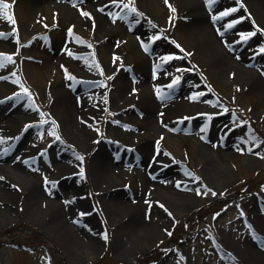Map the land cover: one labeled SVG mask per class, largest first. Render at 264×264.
Returning <instances> with one entry per match:
<instances>
[{
  "label": "rangeland",
  "instance_id": "374dc122",
  "mask_svg": "<svg viewBox=\"0 0 264 264\" xmlns=\"http://www.w3.org/2000/svg\"><path fill=\"white\" fill-rule=\"evenodd\" d=\"M184 1L0 0L15 21L0 16V54L11 57L0 67V120L9 136L0 153L29 164L24 176L7 171L0 181L14 193L0 200V264H239L232 245L259 240L252 221L264 220V89L256 74L231 68L209 31L195 29ZM246 2L224 0L205 12L210 20L238 9L222 19L239 20L234 39L256 33L240 47L251 56L264 48V13ZM144 55L157 60L152 76L164 73L162 92H152L164 101L161 111L149 109ZM255 58L245 66L264 76V52ZM92 85L98 96L89 111L66 109L65 98ZM18 106L31 115L19 116ZM71 130L86 145L70 141ZM150 147L153 168L139 159ZM140 167L149 181L143 195ZM30 181L45 198L28 200ZM54 204H73L65 228L75 245L53 219ZM129 206L143 217L137 230L128 225L138 222H129Z\"/></svg>",
  "mask_w": 264,
  "mask_h": 264
},
{
  "label": "bare ground",
  "instance_id": "6f19581e",
  "mask_svg": "<svg viewBox=\"0 0 264 264\" xmlns=\"http://www.w3.org/2000/svg\"><path fill=\"white\" fill-rule=\"evenodd\" d=\"M224 0H212L211 3H208L207 0H191V1H184L185 3H189L187 4V9L189 11H191V18L193 19V21H195V29H204L207 31H209L208 37H210V42L212 43L213 46H217L221 52H223L226 57V59L233 65L230 64L231 68L233 69H237V71H239L238 73H244L246 75H250L253 76V73L256 74L257 76L255 78H259L258 79V84L260 86V88L264 89V76H261L260 73L257 71L256 68H246L247 66H245V63H247V65L251 64L252 61L248 58V56H246L242 51H240V46L238 44H233V40L234 38L230 37V32L232 30L230 29H226V25H224V21H222L221 18L219 19H211L208 20V14L205 12L206 7L208 8H213L216 7L218 5H220L221 2H223ZM247 1L246 3H248V5L252 6L253 9L255 7V5H257V9H259L258 6H260L262 8V11L264 13V0H245ZM59 3V2H57ZM62 5V3H59ZM111 6H105L103 8V11H105V13H100V17L102 20H107V18L110 16V9ZM217 17V16H216ZM264 20V18H263ZM223 22V24H222ZM202 27V28H201ZM235 53L238 58L233 59V57H235L232 53ZM146 57V64L148 66L147 69H145L144 71V79L148 82V88H147V99L149 100V109H152L153 107H155V111H161L162 108V103L164 101H161L160 99L157 100L155 99V97H153V93L155 90L157 91H161L162 92V87L160 84V80L161 78L164 76L163 71L158 68V70L154 73V76H152L149 73V66H151V63H155L157 64V60L156 59H150L148 55H144ZM256 60V59H255ZM258 60V59H257ZM229 66V67H230ZM84 71V70H83ZM90 73V72H88ZM87 72H85L86 74V79L88 80L90 77V75ZM62 90V89H61ZM149 90V91H148ZM62 92V91H60ZM97 93H98V88L95 85H92L89 87V89L82 91L81 93H79L75 98H65V102L64 104L66 105V109L68 108H73L76 112L77 111H89V106L92 105V102L95 98H97ZM61 96V95H60ZM165 96V95H164ZM163 97V96H160ZM59 98V97H58ZM57 98V104H60ZM92 100V101H91ZM69 102V103H68ZM165 107H167V105H165ZM163 111H165V108L163 107ZM17 112L20 114H18L19 116L27 114V115H31V110L27 107V106H18L17 108ZM32 118V117H31ZM32 120V119H30ZM0 120V147L1 145H3V141H5L9 136H7L3 129H2V124H1ZM165 134L167 135L168 138H172V134L165 132ZM211 134H214V132H211ZM68 136H70L71 138H73V141L75 144H78L79 146H84L86 145V143L88 142L87 139H84V137H79L77 134L74 133L73 130L70 131V133L68 134ZM21 137V136H20ZM215 137V136H214ZM214 137H212L210 135V140H213ZM18 139L16 140L15 144H13V147L20 144V142H17ZM22 142V141H21ZM154 150H152V148H147L142 156L139 158L140 161H142V164H147L148 167L153 168L154 167V161L155 159L153 157H151L153 155ZM58 154L53 153L55 156H59L61 155V151L57 152ZM21 155V154H20ZM61 156H59L60 158ZM101 157H107V153L104 151H102L99 156L98 159ZM3 159H5V161H2ZM54 159V158H53ZM24 159H19V157H14L12 151L7 150V152L5 153V155H2V153H0V177H3V173H6L7 171H12L13 173H18L19 175L24 176V173L27 171V168L29 167V164L27 163V166L24 165L25 163L23 162ZM63 162L61 163V167L64 168L65 167H70V163H67L65 160H62ZM54 163V162H53ZM60 162H58L57 164H59ZM23 164V165H22ZM59 170H61L60 168H58ZM62 173V172H61ZM139 173H141V188H140V194L143 195L146 191H147V185L149 184V181L145 178V175L143 174V169L142 167H140L139 169ZM4 178V177H3ZM156 179V178H155ZM4 181V179H2ZM0 179V181H2ZM161 182V180H156V183ZM5 183V182H4ZM28 185V184H27ZM29 187V191H30V195L31 197L28 198V200L30 202H34L33 198H45V194L43 191V187L41 184L37 183L36 181H30L29 182V186H26V188ZM163 191V190H162ZM167 191V190H166ZM9 192L5 191V190H1L0 189V200H7L10 198H14V193L11 192L10 194H8ZM178 193V192H177ZM168 194V193H167ZM176 194V193H175ZM172 195V194H169ZM173 196V195H172ZM70 201L72 202V198L70 199ZM26 205H28L27 203H25ZM53 209L55 211H58L57 213H54L53 215V219L55 217H58V224L60 223V228L62 230H64L63 228H65L66 223H68L69 220L74 219L73 216L74 213L73 211V204L70 205V207L68 209H66L67 207H64V204L61 205L62 210L59 209V207L54 204L53 205ZM64 209H63V207ZM130 209H132L131 206H129ZM59 209V210H58ZM62 212L64 213L62 215ZM133 212V213H132ZM132 212L130 211V215L128 216V220L130 222L133 221V219L137 218L138 222L135 219V223H128V225H130L132 227L133 230H137V228H140V221L143 219V217L141 218V215L139 213V209L137 208H133ZM143 222V220L141 221ZM255 225V228H257V230H259L260 232H258L259 236V240L258 241H246V237H244V239L242 241H245V245H247L244 248V245H242V248H239L237 244H233L232 245V249L234 252H236L238 254V250L240 251V253L242 255L238 256L240 257L237 258V263L239 264H264V250L262 249L264 247V220H254L252 221ZM140 224V225H139ZM85 228L90 229L91 227L88 226V224L85 222L84 224ZM65 232L70 235L68 236L69 242L73 245H75L74 241H71L72 238V233H69V229L65 228ZM71 232V231H70ZM79 237V236H78ZM71 239V240H70ZM86 240V239H85ZM90 242L87 243L90 246H94L95 244H97V240L96 238L89 240ZM251 243V245L249 244ZM259 243V244H257ZM249 246V248H248Z\"/></svg>",
  "mask_w": 264,
  "mask_h": 264
},
{
  "label": "snow or ice",
  "instance_id": "6c2138e0",
  "mask_svg": "<svg viewBox=\"0 0 264 264\" xmlns=\"http://www.w3.org/2000/svg\"><path fill=\"white\" fill-rule=\"evenodd\" d=\"M167 2H168V0H165V3H167ZM207 2H208V3H211L212 0H207ZM113 3H115V0H113ZM237 3H239V0H237ZM240 6L243 7L242 4H241ZM8 7H9V6H8L7 4H3L2 2H0V16H2L3 18L7 19L9 22H11V23L14 24L15 21L13 20L12 16L9 15L6 11H4V10L7 9ZM123 7H124V8H129V10L132 11V12H135V11H136L135 8H130V6H129L128 4L123 5ZM170 7H171V6H170ZM237 10H238V9H236V8L230 9L228 12L221 13V17H223V16H227V15H229L231 12H235V11H237ZM172 11H175V9H172ZM81 14L84 15V16H88V15H89V14L86 13V12H82ZM219 18H220V17H214L213 19H219ZM238 22H239V21H234L232 24L227 25V27L231 28V27L234 26L235 23H238ZM69 31L71 32V30H69ZM258 31H259V29H258ZM255 34H256L255 32H253V33H249V34H247V35L242 36V39H243V40H247L250 36H254ZM158 38H159V37H153V39H158ZM177 47H179V45H177ZM145 50L147 51V46H145ZM260 51H261V52H264V48H262ZM165 59H172V57H167V58H165ZM5 62H11V57H10V56H5L4 54H0V67H3ZM68 78H69V79H72L71 77H68ZM110 78H111V77H110ZM178 82H179V78L173 80L172 84H170L168 87L171 88L173 85H175V84L178 83ZM24 93L27 95V89H24ZM200 95H203V94L201 93ZM192 98H193V99H196V97H192ZM225 111H227V110H225ZM46 122H47V121H42L41 123H46ZM53 123H54V122H53ZM48 134H49V135H55V132L50 131ZM56 139L59 140L60 137H59V136H56ZM262 158H264V157H262ZM78 159H81V160H82V157H78ZM79 175H80L81 178H83V175H84V170H83V168H81ZM0 179H3V177H0ZM46 183H47V181H46ZM197 194L199 195L200 193L197 192ZM213 195H215V193H213ZM161 207H163V206L161 205ZM82 215H83V214H82ZM169 234H170V233H169ZM103 239H105V240L108 239L106 233L104 234Z\"/></svg>",
  "mask_w": 264,
  "mask_h": 264
}]
</instances>
